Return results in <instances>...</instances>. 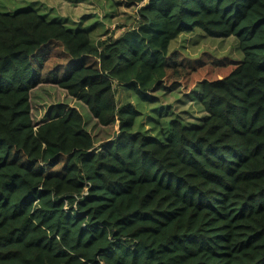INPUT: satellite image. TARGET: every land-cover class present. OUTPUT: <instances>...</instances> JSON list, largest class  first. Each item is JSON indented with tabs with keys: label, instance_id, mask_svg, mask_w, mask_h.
<instances>
[{
	"label": "trees",
	"instance_id": "1",
	"mask_svg": "<svg viewBox=\"0 0 264 264\" xmlns=\"http://www.w3.org/2000/svg\"><path fill=\"white\" fill-rule=\"evenodd\" d=\"M126 3L136 24L96 44L34 4L0 10V264H264V0ZM197 28L242 58L169 51ZM179 83L201 85L199 124L170 111L143 129L117 96ZM45 84L114 139L96 147L63 104L35 123Z\"/></svg>",
	"mask_w": 264,
	"mask_h": 264
},
{
	"label": "rangeland",
	"instance_id": "2",
	"mask_svg": "<svg viewBox=\"0 0 264 264\" xmlns=\"http://www.w3.org/2000/svg\"><path fill=\"white\" fill-rule=\"evenodd\" d=\"M34 4L48 19L60 17L66 19V25L71 29L83 28L90 32L93 43L118 37L125 29L136 24L138 5L129 6L126 0H0L2 12H14ZM33 6V7H34ZM181 50L189 56H197L203 51H213L218 55L232 58H242L238 40L234 36L213 37L197 28L194 32L183 33L173 39L169 51ZM201 85L197 83L192 90L184 91L183 84H173L165 88L154 87L148 93L157 98L155 103H141L133 94L118 89L120 103L130 101L141 111L138 125L143 129L153 130L152 120L157 115L173 112L180 116L188 125L201 122L207 112L200 101ZM32 115L35 123L45 121L50 110L58 104L76 107L82 113L86 129L94 137L96 147L114 139L119 132V126L102 127L93 118L87 107L81 101L69 96L64 90L50 84L41 85L32 91ZM158 117L163 123L166 116Z\"/></svg>",
	"mask_w": 264,
	"mask_h": 264
}]
</instances>
